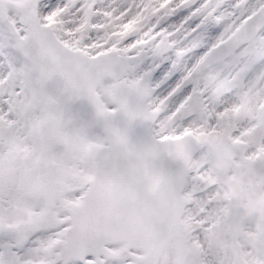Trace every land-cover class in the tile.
Returning a JSON list of instances; mask_svg holds the SVG:
<instances>
[{
    "label": "snow or ice",
    "instance_id": "snow-or-ice-1",
    "mask_svg": "<svg viewBox=\"0 0 264 264\" xmlns=\"http://www.w3.org/2000/svg\"><path fill=\"white\" fill-rule=\"evenodd\" d=\"M0 264H264V0H0Z\"/></svg>",
    "mask_w": 264,
    "mask_h": 264
}]
</instances>
